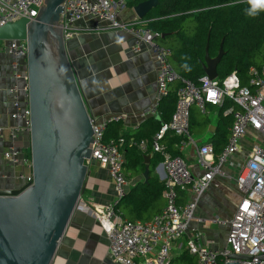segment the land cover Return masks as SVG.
<instances>
[{
	"label": "built area",
	"instance_id": "obj_1",
	"mask_svg": "<svg viewBox=\"0 0 264 264\" xmlns=\"http://www.w3.org/2000/svg\"><path fill=\"white\" fill-rule=\"evenodd\" d=\"M45 3L46 0H0V27L23 18L36 19ZM125 8L124 0H66L61 18L64 40L66 42L74 36L77 23L92 18L106 23L112 29H128L137 40L136 51L140 50L142 43L147 44L158 62L157 97L149 112L155 116L162 99L179 77L168 61L169 52L156 43L158 35L146 28L143 20L137 19L132 24L120 21ZM3 44L12 58L11 70L16 82L10 89L14 105L12 118L22 125L0 127V139L5 132L8 133L10 145L3 154L4 159L14 168L20 169L17 181L27 186L34 181L31 145H21L19 133H31L28 46L25 41L16 40ZM20 81L23 82L21 87ZM177 97L171 122L163 125L152 141H129L130 147L142 153H148L151 149L163 156L162 181L166 207L149 222H130L123 212L117 210L119 200L127 194L129 187L124 170L123 148L126 140H106L108 124L114 118L92 120V155L87 164L96 162L109 172L117 198L107 205H95L91 213L108 236L112 257L118 264H170L173 252L182 250L196 257L197 264H229L233 262L230 259L233 254L251 258L240 261L242 264H264V261H260L264 255V64L249 69L246 85H243L242 78L236 72L224 80H211L205 75L200 85L182 80ZM228 100L234 103V107L226 111L227 115H232L233 124L227 144L216 156L213 144H199L193 138L191 111L197 107L205 114L208 105L221 107ZM250 130L260 135L261 140L252 147L235 179L241 200L231 220L225 247L214 250L200 243L202 234L195 225L196 212L214 180L231 178L225 167L233 164V158L239 153L241 143ZM167 136L181 139L177 144L181 152L193 148L194 160L200 169L198 174L193 172L183 156H172L167 151L163 144ZM179 190L185 191L187 198L182 200ZM78 205H81V199ZM183 240L186 241L182 243Z\"/></svg>",
	"mask_w": 264,
	"mask_h": 264
},
{
	"label": "crops",
	"instance_id": "obj_2",
	"mask_svg": "<svg viewBox=\"0 0 264 264\" xmlns=\"http://www.w3.org/2000/svg\"><path fill=\"white\" fill-rule=\"evenodd\" d=\"M137 19L134 9L127 6L120 17V21L125 24H132ZM3 45V41H0V127L11 128L22 123L12 118L14 105L10 89L16 82L11 70L12 58ZM136 47H138L137 40L128 29H112L106 23L92 18L77 23L74 36L66 41L68 56L91 116L98 120L114 118V121L119 122L123 127L120 135L131 134L129 140L139 141L140 139L135 137L139 127L149 118L157 116H151L149 112L157 97L158 62L147 44L142 43L138 51ZM19 85L21 87L23 82L20 81ZM191 112H193L191 129L193 138L199 144H215L214 139L222 118V108L208 105L205 114L197 107H193ZM226 115L225 112L224 116ZM254 134L250 130L248 136ZM248 139L246 136L242 141L239 153L233 158V164L225 167L231 178L214 180L196 212L195 225L202 234L200 243L214 250L219 251L225 247L231 230V220L241 200L235 179L252 149V146L248 145ZM19 143L24 146L31 145L30 134L20 132ZM163 144L172 155L168 139ZM9 145L8 133L5 132L0 139V190H18L24 186L22 181H17V173L20 169L14 168L4 159L3 154ZM174 151L187 159L189 165L192 164L190 168L195 174L200 172L194 160L193 148H189L184 153L175 143ZM138 152L144 154V157L152 156L149 164L150 172H153V177L163 182V160L155 159V155H160L161 158L163 156L154 153L151 149L148 153ZM124 161L125 175L129 182L128 192L141 182L149 183V181L145 182L143 176L145 171L140 173L141 165L131 162V168L128 170L126 152ZM87 166L86 190L82 195L81 205L76 207L52 264H118L110 253L108 236L91 213L95 205L103 206L116 200L115 185L109 172L101 168L98 163L92 162ZM146 166L145 164V169ZM165 207L166 200L162 192L156 204L144 214L143 222L151 221ZM121 212L126 217V213ZM126 219L130 221L128 217ZM185 241L183 240L182 243ZM184 252L174 251L173 260Z\"/></svg>",
	"mask_w": 264,
	"mask_h": 264
},
{
	"label": "water",
	"instance_id": "obj_3",
	"mask_svg": "<svg viewBox=\"0 0 264 264\" xmlns=\"http://www.w3.org/2000/svg\"><path fill=\"white\" fill-rule=\"evenodd\" d=\"M65 1L46 0L36 19L0 27V41H25L28 46L34 177L32 185L0 190V264H52L86 190L93 117L64 40ZM159 3L147 0L133 9L144 20ZM224 55V41L215 58L207 46L204 71L211 80L219 78L217 69ZM151 159V155L144 157L146 183ZM230 259L229 264L251 260L234 254Z\"/></svg>",
	"mask_w": 264,
	"mask_h": 264
},
{
	"label": "trees",
	"instance_id": "obj_4",
	"mask_svg": "<svg viewBox=\"0 0 264 264\" xmlns=\"http://www.w3.org/2000/svg\"><path fill=\"white\" fill-rule=\"evenodd\" d=\"M126 6L134 8L147 0H124ZM247 0H160L158 7L153 9L143 20L145 27L157 34L156 42L169 52L168 61L179 79L170 86V91L161 101L156 117L145 121L135 133L137 139L152 140L163 125L170 123L176 110L177 92L182 80H190L200 85L206 75L204 64L206 48L209 45V55L215 58L224 41L225 55L218 66L220 80L236 72L247 84V74L252 66L264 64V12L256 17H248ZM188 65V69L182 65ZM234 107L232 101H226L222 108L221 120L214 139L213 146L216 156H219L228 142L232 115L224 113ZM193 112H191V129ZM123 127L119 122L108 124L106 140L125 139L124 153L127 156V168L131 162L142 166L140 173L145 171L144 154L129 147L131 134L120 135ZM169 150L173 156L180 153L174 151L179 137L167 136ZM30 153V150L28 151ZM155 159L163 160L160 155ZM156 165V164H155ZM153 165V167H155ZM148 184L141 182L135 185L117 205V210L124 211L130 222L143 221V216L160 199L164 191V183L152 176ZM180 198H187L185 191L179 190ZM170 264H197V259L188 251L171 261Z\"/></svg>",
	"mask_w": 264,
	"mask_h": 264
},
{
	"label": "clouds",
	"instance_id": "obj_5",
	"mask_svg": "<svg viewBox=\"0 0 264 264\" xmlns=\"http://www.w3.org/2000/svg\"><path fill=\"white\" fill-rule=\"evenodd\" d=\"M249 8L246 9V15L248 17H256L261 12H264V0H247ZM185 69H188V65H182Z\"/></svg>",
	"mask_w": 264,
	"mask_h": 264
},
{
	"label": "rangeland",
	"instance_id": "obj_6",
	"mask_svg": "<svg viewBox=\"0 0 264 264\" xmlns=\"http://www.w3.org/2000/svg\"><path fill=\"white\" fill-rule=\"evenodd\" d=\"M249 139H248V145H249V147L250 146H254L255 145V143H257L258 141H260L261 140V136L260 135H258V134H254V136H247ZM190 166H192V164H190ZM181 253L182 252V250L181 251H178L177 250V253ZM173 255V254H172Z\"/></svg>",
	"mask_w": 264,
	"mask_h": 264
}]
</instances>
